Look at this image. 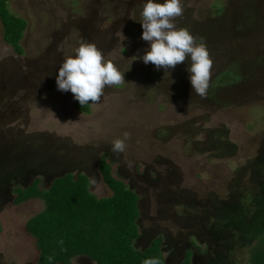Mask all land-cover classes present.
<instances>
[{"label": "rangeland", "instance_id": "1", "mask_svg": "<svg viewBox=\"0 0 264 264\" xmlns=\"http://www.w3.org/2000/svg\"><path fill=\"white\" fill-rule=\"evenodd\" d=\"M182 2L177 28L203 38L214 61L206 98L193 93L190 59L167 70L143 62V0L10 2L28 24L18 55L0 22V264H37L40 253L26 223L44 201L15 204V188L37 175L49 187L85 172L92 192L110 196L98 166L104 157L141 196L136 247L164 236L166 264L188 251L205 264L248 263L264 233V0ZM82 42L125 79L90 114L56 83ZM125 132V152L113 153Z\"/></svg>", "mask_w": 264, "mask_h": 264}, {"label": "trees", "instance_id": "2", "mask_svg": "<svg viewBox=\"0 0 264 264\" xmlns=\"http://www.w3.org/2000/svg\"><path fill=\"white\" fill-rule=\"evenodd\" d=\"M11 1L0 0L3 36L15 53L23 55L21 40L28 22L11 11ZM91 103L82 106L75 101L76 108L86 114L91 113ZM114 165L106 157L98 162L103 181L112 190L110 196L98 197L92 192L85 172L56 177L49 187L37 175L29 186L15 188V204L34 198L44 201V209L26 223L40 252L37 264H73L77 257H88L94 264H143L146 258L157 257L166 264L164 236L153 239L145 249L136 247L141 236V196L117 174ZM249 254L247 264H264V233ZM191 255L189 251L182 264H192Z\"/></svg>", "mask_w": 264, "mask_h": 264}, {"label": "clouds", "instance_id": "3", "mask_svg": "<svg viewBox=\"0 0 264 264\" xmlns=\"http://www.w3.org/2000/svg\"><path fill=\"white\" fill-rule=\"evenodd\" d=\"M183 12L182 0H143L139 21L143 29L141 39L150 47L142 59L145 64L155 65L157 70L174 69L186 58L190 59L187 71L193 93L206 98L214 61L203 38L195 37L188 29L177 28L176 19ZM124 81V72L119 66L107 61L102 50L87 42H82L74 55L63 60L56 76L57 89L70 91L82 106L88 105L89 101L91 104L99 103L107 87L121 85ZM129 138L130 134L125 132L122 138L113 140L111 151L124 153ZM143 264H161V261L157 257H149Z\"/></svg>", "mask_w": 264, "mask_h": 264}, {"label": "flooded vegetation", "instance_id": "4", "mask_svg": "<svg viewBox=\"0 0 264 264\" xmlns=\"http://www.w3.org/2000/svg\"><path fill=\"white\" fill-rule=\"evenodd\" d=\"M130 186V185H129ZM131 188V187H130ZM189 252V251H188ZM187 252V253H188ZM187 253H185V255H184V259L180 262V264H182L185 260H186V257H187ZM199 256H196L195 255V257L193 258L192 257V264H205V262L204 261H201V260H197V258H198Z\"/></svg>", "mask_w": 264, "mask_h": 264}]
</instances>
